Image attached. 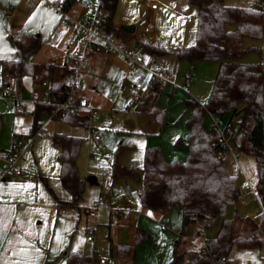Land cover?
Instances as JSON below:
<instances>
[{"label": "rangeland", "instance_id": "rangeland-1", "mask_svg": "<svg viewBox=\"0 0 264 264\" xmlns=\"http://www.w3.org/2000/svg\"><path fill=\"white\" fill-rule=\"evenodd\" d=\"M41 1L44 2V0ZM138 1H136L137 5ZM250 1L253 2H248L249 4L254 3V1L257 2L264 12V0ZM249 4H245V6H249ZM53 10L59 20V13L55 9ZM138 10L142 12L141 8ZM144 18L143 14L140 15L137 28L144 25ZM53 26V24L47 26V31H52L51 35L35 54L34 61L45 62L48 57L55 58L60 65L56 67L54 77L61 81H69L67 68L61 64L63 45L59 41L52 45L49 41L50 38L56 39L55 37L59 34V31L52 30ZM66 29V36L70 38L74 48L77 35L70 28L66 27ZM251 45L258 47L260 52L264 54V18L259 38H243L244 47L247 48ZM136 50L138 51V49ZM144 59L145 64L142 67L126 60L125 68L111 67L108 72L105 67L98 68L88 80L83 79L82 81L81 78L79 91L84 92L86 90L87 95L93 92L88 97L89 111L83 124L61 123L59 117H53L55 119L49 123H46L45 117L40 119L39 130L41 132L38 131L34 135V148L40 142V138H43L42 131H45L47 133L45 141L49 149L44 145L39 146L40 150L35 155L28 148L16 162V166L21 172V179L18 178V175H8L5 181L0 180V184L11 182V186H21V192L15 193V197L11 198V205L13 208L25 207L31 213L25 222L23 232L15 237L11 236V232H9L10 226L7 227L5 223L0 222L1 264H42L46 259L48 260L47 264H64V256L61 253L63 250L83 251L93 257L104 256L107 264H121V261L114 254H109L108 235L112 242L130 243L132 241L131 227L126 224H117L115 217L110 216L108 210L109 208H123L132 200L136 202L135 208L139 211V217L131 219L133 222L131 225L137 223L139 227L149 233V237L139 242L135 248L134 264H150V261L153 264H158L157 258L163 259L167 255L171 256V244L177 237L181 224L179 208L176 205L169 207L164 216L167 219L165 227L161 226L160 220L150 210H142L139 207L138 177L118 178L112 181L110 169L114 159L120 166L140 168L143 162L144 148L155 145L161 148L166 159L184 160L186 147L175 144V141L177 138L185 140V118L188 115L185 100L194 98L203 103L207 99L216 73L217 63L200 60L186 61L179 60L175 56H164L155 59V63L150 66L146 65L145 56ZM241 60L244 62H264V58L255 51L247 52ZM156 67H164V71L160 73L162 90L157 100L158 108L163 111L162 123H160L161 128L157 131L145 132V118L147 117L138 115L134 111L138 101L133 99L132 93L134 88L139 87L137 95L141 97L149 80L147 69L154 71ZM61 74H64L63 77ZM185 75L189 77L187 80H184ZM5 86L6 84H1L0 80V92ZM8 87L13 94L11 97L15 96L19 99L20 106L17 103L14 105L10 97L4 98L0 94V151L8 149L14 130L21 131V126L14 127V123H21L19 119L22 116L18 114L23 113L17 111V107L22 108L24 106V109L29 110L36 93H38L39 99H43L45 97L44 92H48L45 85L36 84L34 86L29 75L22 77L21 88L16 89L12 82H9ZM76 111L82 114L80 111ZM18 116L19 119H17ZM236 120L235 116L230 118L228 114L221 117H210L209 114H205L203 124L207 130H211L214 122L218 128H222L228 122L235 131ZM151 122L157 123L154 119H151ZM55 123L61 125V129H64L63 133L82 138L76 159L78 173L82 178L94 176L97 181L95 184L88 182L85 184L82 206L86 209L91 208L99 192L102 196L100 205L90 216L82 210L78 211L76 208L70 207H62L58 212H53L50 215L49 209L43 207L47 204L42 198L48 196L43 179L57 196L58 194L53 187V185L56 187V184L67 195L58 179V167L53 170L54 166L58 164L56 154H53L55 146L51 140V133L56 127ZM21 124L27 127L24 122ZM12 126L14 130L11 128ZM91 130L95 131L97 138H94V133ZM26 135L29 136L30 134L26 132ZM235 136L237 142L239 136ZM220 158L227 172L235 176L239 188V199L234 206L227 208L226 214L229 215L235 211L239 218L238 221L242 222L246 218L244 216H250L249 213L253 212L255 215L250 219L257 222L260 216L264 215V194L262 201H259L255 194L256 169L254 158L238 151L235 146L221 150ZM14 179L17 181L14 182ZM242 182L244 183L243 187L240 186ZM19 202L22 204L19 205ZM243 225L241 223V226ZM89 229L92 232V241L86 240V233ZM197 229L200 232L196 236L193 231H197ZM197 229L194 227L190 234L182 238L178 250L198 246L204 230ZM258 236L262 239L260 245H248L239 242L232 244L228 253L231 264H264V228L260 233L258 232ZM11 239L12 241H10ZM5 241L9 243L8 249V243L3 245ZM6 253L10 257L7 261L2 258Z\"/></svg>", "mask_w": 264, "mask_h": 264}, {"label": "trees", "instance_id": "trees-1", "mask_svg": "<svg viewBox=\"0 0 264 264\" xmlns=\"http://www.w3.org/2000/svg\"><path fill=\"white\" fill-rule=\"evenodd\" d=\"M71 0H65V6ZM197 7V22L193 43L177 50L163 46L142 43L143 51L162 55L172 53L179 60L214 61L217 63L216 73L207 99L200 103L194 98L185 100L188 116L185 120L187 133L185 140L177 138L175 144L186 147L184 160L166 159L157 145L145 147L143 162L140 168L124 167L112 162L111 180L118 176L139 177L138 201L142 208L163 213L172 205H176L181 214V224L177 237L172 242L171 257L165 264H224L228 259L233 243L260 245L258 236L264 228V218L257 222L252 219L239 218L235 211L228 215L227 208L234 206L239 199V188L234 175L225 169L216 139L217 126L207 130L203 125L205 114L221 117L226 114L235 116L236 129L231 139L232 146L238 151L254 158L256 169L255 194L262 201L264 170V107L263 82L264 62H244L242 57L249 51H255L264 58L258 47L243 46V38H259L262 32L264 12L258 4L251 6L227 5L223 0H186ZM107 17L104 28L121 40H125L129 32L121 26H115L112 17L117 0H104ZM8 40L14 47L16 57L0 60L1 84L9 80L18 89L23 75H29L33 82L48 80L46 100H35L31 109V123L28 133L33 135L43 115H50L63 102L68 94L66 83L53 78L58 65L47 63L39 65L33 56L43 43L37 32L19 28L8 34ZM7 78L6 80H3ZM162 90L161 82L150 79L146 83L134 111L150 114L162 123L163 111L156 104ZM60 119L72 125H80L86 119L75 108L62 107ZM239 136L236 142V136ZM52 144L59 149V181L68 192L67 200L55 197L56 212L62 207L80 209L79 200L84 192L85 184H95V178L80 177L76 159L82 138L62 132L51 133ZM11 150L3 152L10 155ZM46 188L52 193L46 181ZM53 195V193H52ZM219 219V226L214 236L205 237L199 248L178 250L181 238L190 232L193 225L203 229L211 227ZM240 222V223H239ZM241 223L244 225L241 226ZM246 231V232H245ZM245 232V233H244ZM149 233L135 225L130 243L113 244L109 235V254L119 260L132 259L137 244L145 240ZM64 264H95L92 256L79 251L63 250ZM44 260L42 264H47Z\"/></svg>", "mask_w": 264, "mask_h": 264}, {"label": "crops", "instance_id": "crops-1", "mask_svg": "<svg viewBox=\"0 0 264 264\" xmlns=\"http://www.w3.org/2000/svg\"><path fill=\"white\" fill-rule=\"evenodd\" d=\"M50 1L51 0H44V2H42L41 0H0V60L3 58L13 59L16 57L14 47L11 45L10 41L8 40V34L9 33L14 32L19 28H23V29H26L29 31L37 32L44 42L48 39V37H50L51 32H52V31H49V32L47 31L48 30L47 26H49L50 24H53L54 26H53L52 30L59 31V34H58V36L55 37L56 39L50 38L49 41H51L52 45H55L56 43H58V41L61 42V44L63 45V48H64L63 49L64 50L63 55L61 57V60H62L61 64L63 66H65L66 68L68 67L69 60L71 59V57H73L74 54H78V52H79V46L77 44L78 39L76 38V42L74 43L75 46L73 48V45H72L70 38L66 36V30H67L66 27H68L72 30V28L69 24V21L66 20L67 21L66 22L63 19H60V17L58 20L56 14L54 13V10H53L54 8L50 4ZM136 1L137 0H117L116 7L114 10V14L112 17V22L115 26H121L122 24H132L133 25V28L131 31L127 30L129 32V35L124 41L127 43L128 46L134 48L135 50L138 49V52L140 51L139 53L140 54L142 53L141 55L143 57H142V63L141 64L138 65V64H135L129 60L134 65L142 67L145 64L144 56L146 57V65H150V66H151V64H154L155 59H157L159 57H164V56L174 57L175 56L172 53H166V54H162V55L149 54V53L142 50V48H141L142 43H149V44H154V45H158V46H163V47L170 49V50H177L181 46L189 45V44L193 43L194 35H195L196 22H197V12H198L196 5L190 4L186 0H139L138 5H137ZM223 1L227 5H234V6H245V4H249V3L253 2L250 0H223ZM151 2L156 3V7L154 9L149 8V3H151ZM254 4H258V3L254 1V3L249 4V6L254 5ZM140 8H141L142 12H139L138 9H140ZM142 14L145 16L144 21H143L144 25L140 28H137L138 18ZM263 18H264V16H263ZM60 20H62L63 22H61ZM147 26H151V27L147 31H145L144 28ZM42 35H45V36L43 37ZM40 48H41V46H40ZM36 53H38V51ZM34 56L32 58L33 61L35 58ZM46 60H48V61H46ZM46 60H45V62L44 61L43 62L34 61V62H36L39 65H44L47 63H54L56 65H60V63L57 62L55 58L48 57ZM126 60H128V59L124 58L122 55H119V54H104V53L98 54V55L93 57V63H92L91 68L88 71L82 72V74H81L82 81H83V79L88 80L90 78L91 74H93L95 72V70H98V68H104L105 67V70H107V72L111 67H114L116 69L117 68L118 69L125 68L127 65ZM156 68H158V67H156ZM63 75L64 74H61L62 77H63ZM185 76H187V78H185ZM185 76H184V80H187L189 77H188V75H185ZM22 77H21V83H22ZM53 78L61 81L60 79L55 78L54 75H53ZM6 79L7 78H4L3 80H6ZM0 80L2 81L1 75H0ZM9 82H11V80H9L6 83L8 86H9ZM62 82L67 84L69 81H62ZM21 83H20V88H21ZM32 84H34V86H36V84L37 85L39 84L42 86L45 85L46 89L48 90L49 81L48 80H42L40 82H33L32 81ZM79 88H80V86H79ZM79 88L77 89V95L85 97L87 99V107L84 109H76V110L80 111L82 114H85L86 119H87V116H88L87 112L89 111V108H88L89 98L88 97H90L89 95L93 94V92H91V94L87 95L88 93L85 92L86 90H84V92H81V91H79ZM145 88H146V86H145ZM138 92H139V87H138ZM45 93H47V92L46 91L44 92L45 97H43V99H39V98L33 99V102L35 100H46L47 94H45ZM4 98H9V97H4ZM139 98L140 97L138 96L137 101L139 100ZM10 100L13 102L14 105H16V103H17V105L20 106V101L17 97H15V96L10 97ZM157 100H158V98H157ZM33 102L31 103L29 110L24 109L25 108L24 106H23L24 108L23 107L22 108L17 107V111H20L23 113L25 112V114H23V113L18 114V115H21L22 118L19 119V116H18L17 119H19V121H21V123L24 122L27 125V127H25L21 123L18 124L17 122L14 123L15 124L14 127L21 126L20 132H17L16 130H14L13 126L11 127L14 131H13V135L11 138L10 145H9L8 149L0 151V164H2L0 166V174L3 172L4 165H5L3 157H5L6 155H3V152H7V151L11 150L15 140H18L20 142L19 152L16 156V162H17V159L19 158V156H21L28 148H30V151H33V153L35 155L40 150L39 146L42 147V145H44L49 149V146H48L47 142L45 141V137L47 136V133L45 131H42L41 135L43 138H40V142H38V145L36 144V147L34 148V135L38 131H40L39 130V123H38V129H37L35 134L29 135V136L26 135V132H28V128H29L30 123H31V109L33 106ZM156 104H157V101H156ZM137 114L142 115L144 117H147V118H145L146 119L145 120L146 121L145 132H155L161 128L160 123L151 122V119H154L152 115L142 114V113H137ZM42 117L46 118V123L52 122L53 119H55V118H50L49 115H43ZM210 117H212V116H210ZM186 118H185V120H186ZM59 120L61 123H66V122L62 121L61 119H59ZM67 124H69V123H67ZM24 128H26L25 131H24ZM54 128L55 129H53V132H62L63 133L64 129H61L62 128L61 125L56 124V127H54ZM186 133H187V129H186ZM31 136H33V137L31 139V141L28 143V140ZM41 139H43V140H41ZM58 151H59V149L57 147H55V150H53V154H56V156H57ZM56 161H57V158H56ZM57 163H58V161H57ZM55 167L56 168L58 167V179H59V163L57 164V166H54L53 170H55ZM8 175H16V174H13L10 171H5L0 176V180L5 181V179ZM21 177L22 176H21V172H20L18 174V178L21 179ZM91 177L95 178L94 176H91ZM118 178L129 179L131 177H125V176L120 175L116 179H118ZM95 180H96V178H95ZM16 181L17 180L14 179V182H16ZM138 181H139V177H138ZM96 183H97V181H96ZM139 183H140V181L138 182V187H139ZM53 187L56 190V193L58 194V196L49 187L50 190L52 191L53 195L46 188L47 189L46 193L48 196H46L45 198H42V200H44L47 204V205H44L43 207L44 208L46 207L47 209H49L50 215L53 212L56 213L55 197L58 199H62V200H67L69 198V194L65 189L64 190L67 192V195L62 190H60V188L58 187L57 184H56V187L54 185H53ZM20 189H21V186H18V185H15V186L12 185L11 186V182H6V183L0 184V222L5 223L7 225V227L10 226L9 232H11V236H14V237L18 236L19 233L23 232V227L25 226V222L31 216L29 209H25V207L24 208L23 207L13 208L11 205V198L15 197V193H18V192L20 193L21 192ZM84 190H85V188H84ZM83 194H84V192H83ZM83 194H82V196H83ZM98 196H101L100 192H99ZM137 196H138V194H137ZM101 198H102V196H101ZM81 201H82V197L78 202L80 205L79 211L82 210L84 213L86 212V214L89 215L87 213V209L82 206ZM19 203H21V202H19ZM135 206H136V204L132 207L135 208ZM127 207L132 208L130 206V202L123 208H115V209L109 208L108 211H109L110 216L112 215L113 217H115L117 224L129 225L131 227L130 231L132 233L133 227L135 225H137V223L134 225H131L133 223L131 220V219H133L132 217L122 218V216H121V210L124 208H127ZM139 207L142 210H147V209L142 208L140 206V204H139ZM150 212L153 213L155 215V217H157L160 220L161 226L165 227L167 219L164 216L166 215L167 210L164 211L163 213H159V212L152 211V210H150ZM249 214H250V216H244V217L250 219L251 217H253L255 215V213H253V212L249 213ZM261 216L264 218V215H261ZM219 221H220L219 219H216L214 221V224L211 227L204 228V229L198 224L193 225L190 228L191 229L190 232L194 229V227H196V229L200 228V229L204 230L203 232L205 235L201 233L203 236L201 237L200 243L198 244V246L196 248H199L203 244V240L205 237H212L215 235V233L218 229V226H219ZM88 231H91V230L89 229ZM88 231H87V233H88ZM197 231L200 232L199 229H197ZM190 232L188 234H190ZM87 233H86V235H87ZM187 235H184L182 238H184ZM182 238H181V240H182ZM92 240H93V237H92ZM92 240H90V241H92ZM10 241H12V239ZM7 243L8 242L5 241V243L3 245H6ZM112 243L117 244L118 242H112ZM8 245H9V243L7 244V249H8ZM171 249H172V244H171ZM79 252H81V251H79ZM83 253H85V252H83ZM97 257H99V256H94V257L92 256V261L95 262ZM134 257H135V253H134ZM134 257L132 259H126L124 261L119 260L117 257L116 258L119 261H121V264H134ZM170 257H169V255H167V257H164L163 259L157 258L158 264H165L166 261L168 260V258H170ZM2 258L6 261L10 259V257H8V253H6L4 255V257H2ZM64 263H65V258H64ZM0 264H1V262H0ZM150 264H153V263L150 261ZM230 264H231V260H230Z\"/></svg>", "mask_w": 264, "mask_h": 264}, {"label": "built area", "instance_id": "built-area-1", "mask_svg": "<svg viewBox=\"0 0 264 264\" xmlns=\"http://www.w3.org/2000/svg\"><path fill=\"white\" fill-rule=\"evenodd\" d=\"M65 0H51L50 4L59 13V16L63 20H68L73 32L77 35V44L79 46L78 54H74L69 60L67 67L69 82L68 94L65 100L59 103L56 109L49 115L50 118L61 116L62 107H71L75 109H84L87 107V99L85 97L77 95V89L80 86L81 74L84 71H88L93 63V57L98 54H119L124 58L132 61L135 64L142 63V55L134 48L127 45L124 40L116 37L112 33H109L104 28V22L107 17V9L105 7L104 0H71L67 6H65ZM156 7L155 2L149 3V8L154 9ZM151 26L144 28L147 31ZM164 70V67L156 68L154 71L147 69L149 73V79L153 82H161L160 73ZM187 78V76H185ZM138 88H134L132 97L134 100L138 99ZM2 97H11L12 92L8 85L2 88L0 92ZM48 95V92L45 93ZM38 98V94L34 95V99ZM215 123V122H214ZM216 125V123H215ZM217 126V125H216ZM218 137L216 139V145L218 147V153L221 150L230 149L232 146L231 139L234 135V130L229 126L227 122L222 128H218ZM94 138H97L95 131ZM33 136L28 140L31 141ZM20 142L15 140L11 148V154L3 157L5 162L4 170L10 171L13 174L18 175L20 173L19 168L16 166V156L19 152ZM2 172V173H3ZM0 174V176L2 175ZM240 186H244L242 182ZM102 198L97 196L94 204L91 208L87 209L89 215L100 205ZM22 203H19L21 205ZM136 202L130 201V206H134ZM122 218L132 217L137 219L139 217V211L136 208L127 207L121 210ZM194 235H198V231H193ZM86 240H92V233L88 231ZM224 264H229L227 258H223ZM95 264H106V259L103 256L97 257Z\"/></svg>", "mask_w": 264, "mask_h": 264}, {"label": "water", "instance_id": "water-1", "mask_svg": "<svg viewBox=\"0 0 264 264\" xmlns=\"http://www.w3.org/2000/svg\"><path fill=\"white\" fill-rule=\"evenodd\" d=\"M121 27L124 28L125 30L131 31L133 28V25L132 24H122Z\"/></svg>", "mask_w": 264, "mask_h": 264}, {"label": "snow or ice", "instance_id": "snow-or-ice-1", "mask_svg": "<svg viewBox=\"0 0 264 264\" xmlns=\"http://www.w3.org/2000/svg\"><path fill=\"white\" fill-rule=\"evenodd\" d=\"M23 251V250H22Z\"/></svg>", "mask_w": 264, "mask_h": 264}]
</instances>
